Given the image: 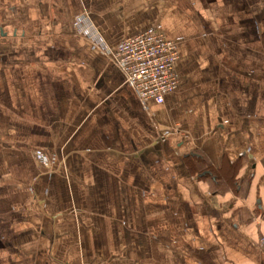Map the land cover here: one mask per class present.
Segmentation results:
<instances>
[{
    "label": "crops",
    "instance_id": "obj_1",
    "mask_svg": "<svg viewBox=\"0 0 264 264\" xmlns=\"http://www.w3.org/2000/svg\"><path fill=\"white\" fill-rule=\"evenodd\" d=\"M159 26L162 105L113 60ZM263 240L264 0H0V264H264Z\"/></svg>",
    "mask_w": 264,
    "mask_h": 264
},
{
    "label": "built area",
    "instance_id": "obj_2",
    "mask_svg": "<svg viewBox=\"0 0 264 264\" xmlns=\"http://www.w3.org/2000/svg\"><path fill=\"white\" fill-rule=\"evenodd\" d=\"M77 30L88 39L94 36L89 22L79 25ZM113 60L143 103L162 105L179 87L178 46L164 37L160 26L123 42L113 52Z\"/></svg>",
    "mask_w": 264,
    "mask_h": 264
}]
</instances>
